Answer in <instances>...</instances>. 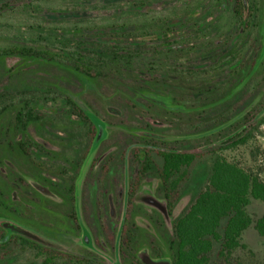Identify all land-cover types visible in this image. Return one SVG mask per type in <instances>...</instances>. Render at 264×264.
Returning <instances> with one entry per match:
<instances>
[{
  "label": "rangeland",
  "instance_id": "374dc122",
  "mask_svg": "<svg viewBox=\"0 0 264 264\" xmlns=\"http://www.w3.org/2000/svg\"><path fill=\"white\" fill-rule=\"evenodd\" d=\"M244 1L256 8L246 27L232 0H0V49L58 53L56 61L0 56V227L63 259L171 261L172 221L198 189L210 150L264 120V0ZM62 36L70 47L84 40L85 54L116 46L118 57L93 59L99 75H84L60 51ZM25 103L37 119L21 126ZM145 141L204 155L171 213L157 173H138L135 149ZM222 153L264 178V121ZM247 212L255 220L264 207L253 200ZM219 246L208 264H264L253 225L236 249L220 255ZM0 264L42 263L12 242L0 245Z\"/></svg>",
  "mask_w": 264,
  "mask_h": 264
},
{
  "label": "trees",
  "instance_id": "16d2710c",
  "mask_svg": "<svg viewBox=\"0 0 264 264\" xmlns=\"http://www.w3.org/2000/svg\"><path fill=\"white\" fill-rule=\"evenodd\" d=\"M232 1V13L237 25L245 27L250 25L249 18L252 17L253 9L256 8L251 5L245 6L244 0ZM61 39L60 43L65 45L59 48L60 51L68 52L73 56L71 68L87 76L99 75L97 65H94L99 63H94L93 59L102 61L108 58V55L112 60L118 57V47L113 45L96 51L90 49L88 51H93L95 55L86 53L93 55L89 57L82 49L84 40H77L70 47L68 40L64 37ZM0 56L41 57L56 61L58 53L49 49L34 50L31 47L15 45L0 49ZM13 100L15 101V98ZM66 102L72 109L71 114L79 117L80 114L75 111L77 105L70 99H66ZM36 119L37 115L34 114L30 103H25L15 115L16 124L21 126ZM260 121L261 124L244 128L242 134L232 135L219 148L210 150L198 189L187 207L172 221L175 251L171 257V264H208L209 253L214 242L220 245L218 250L220 255L229 253L240 246L243 232L251 225L259 235L264 236V212L255 220L247 212V206L253 200L260 201L264 207V178L259 170L245 168L240 162L231 160L222 153L223 150L245 145L250 138L254 137V130L259 129L264 120ZM19 147L23 152L27 151L23 149L24 142H19ZM203 156L201 152L181 150L172 146L156 148L148 141L141 143L135 149L140 177L149 172L157 173L169 213L182 192L184 184L190 179L193 165ZM155 157L159 162L155 161ZM223 220L224 224L220 231L219 227ZM12 242L21 247L28 246L34 249L35 254L41 257L42 264H50L57 258L63 259L62 255L52 253L36 241L12 234L0 227V245H8ZM63 262L65 264H98L90 258L78 259L72 256L63 259Z\"/></svg>",
  "mask_w": 264,
  "mask_h": 264
},
{
  "label": "water",
  "instance_id": "95a60500",
  "mask_svg": "<svg viewBox=\"0 0 264 264\" xmlns=\"http://www.w3.org/2000/svg\"><path fill=\"white\" fill-rule=\"evenodd\" d=\"M101 132H99L96 136V141L100 138ZM143 262L145 264H171V261L166 258H160V259H152L147 256L143 257Z\"/></svg>",
  "mask_w": 264,
  "mask_h": 264
}]
</instances>
